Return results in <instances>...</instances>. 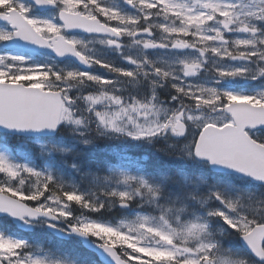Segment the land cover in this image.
Instances as JSON below:
<instances>
[{
    "label": "snow or ice",
    "instance_id": "snow-or-ice-1",
    "mask_svg": "<svg viewBox=\"0 0 264 264\" xmlns=\"http://www.w3.org/2000/svg\"><path fill=\"white\" fill-rule=\"evenodd\" d=\"M0 264H264V0H0Z\"/></svg>",
    "mask_w": 264,
    "mask_h": 264
},
{
    "label": "trees",
    "instance_id": "trees-1",
    "mask_svg": "<svg viewBox=\"0 0 264 264\" xmlns=\"http://www.w3.org/2000/svg\"><path fill=\"white\" fill-rule=\"evenodd\" d=\"M118 215V213H111V214H108V213H106L105 214V219H111V218H113V217H115V216H117Z\"/></svg>",
    "mask_w": 264,
    "mask_h": 264
},
{
    "label": "rangeland",
    "instance_id": "rangeland-1",
    "mask_svg": "<svg viewBox=\"0 0 264 264\" xmlns=\"http://www.w3.org/2000/svg\"><path fill=\"white\" fill-rule=\"evenodd\" d=\"M10 144H11V145H13L15 148L17 147V145H16V142H15V141H11V142H10ZM100 147H101V148H103V145H100Z\"/></svg>",
    "mask_w": 264,
    "mask_h": 264
}]
</instances>
